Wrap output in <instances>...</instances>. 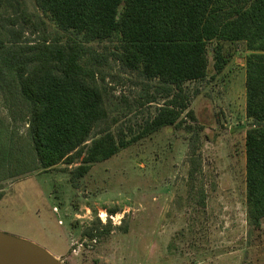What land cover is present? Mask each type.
<instances>
[{
    "label": "rangeland",
    "instance_id": "374dc122",
    "mask_svg": "<svg viewBox=\"0 0 264 264\" xmlns=\"http://www.w3.org/2000/svg\"><path fill=\"white\" fill-rule=\"evenodd\" d=\"M23 1L33 24L41 19L50 37L60 36L33 0ZM10 17L1 7L0 31L10 28ZM21 25L15 29L23 30V41L40 40L42 28ZM223 45L229 56L222 72L213 70L209 45L207 76L184 85L196 122L182 117L199 131L194 180L188 176L194 134L165 127L92 165L82 178L71 175L78 164H59L1 182L0 232L42 247L61 264H264V220L259 229L246 221L247 53L241 43ZM92 46L100 55L95 69L104 80L106 125L130 138L163 103L159 96L146 102L156 82L122 72L107 51ZM0 117L7 120L1 97ZM24 131L16 124L17 135ZM97 220L112 229L89 240L83 235Z\"/></svg>",
    "mask_w": 264,
    "mask_h": 264
},
{
    "label": "trees",
    "instance_id": "16d2710c",
    "mask_svg": "<svg viewBox=\"0 0 264 264\" xmlns=\"http://www.w3.org/2000/svg\"><path fill=\"white\" fill-rule=\"evenodd\" d=\"M60 36L50 37L43 20L33 24L23 0H0L12 17L0 31V97L7 114L0 117V183L59 164H78L71 175L84 177L91 166L165 127L194 134L189 143L190 169L198 171V128L193 123L184 85L208 74V46L213 70L228 61L225 44L246 51L245 134L246 221L259 229L264 220V0H33ZM42 28L40 40L23 41L15 26ZM107 51L122 72L156 82L151 104L163 103L130 138L111 132L103 79L95 64ZM113 46L108 50V46ZM108 48V49H107ZM16 124L24 135L16 132ZM104 124L102 127L100 125ZM185 125V126H184ZM196 129V130H195ZM1 200V195H0ZM116 211H110L115 214ZM96 221L83 236L99 238L112 229ZM253 264V263H245Z\"/></svg>",
    "mask_w": 264,
    "mask_h": 264
},
{
    "label": "water",
    "instance_id": "95a60500",
    "mask_svg": "<svg viewBox=\"0 0 264 264\" xmlns=\"http://www.w3.org/2000/svg\"><path fill=\"white\" fill-rule=\"evenodd\" d=\"M0 264H61L42 247L0 232Z\"/></svg>",
    "mask_w": 264,
    "mask_h": 264
}]
</instances>
